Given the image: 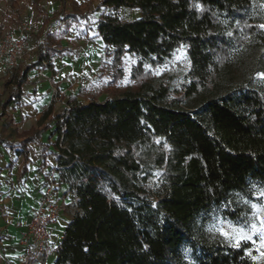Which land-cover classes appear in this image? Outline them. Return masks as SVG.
Returning a JSON list of instances; mask_svg holds the SVG:
<instances>
[{"label":"trees","instance_id":"obj_1","mask_svg":"<svg viewBox=\"0 0 264 264\" xmlns=\"http://www.w3.org/2000/svg\"><path fill=\"white\" fill-rule=\"evenodd\" d=\"M59 1L71 7L56 16L66 27L88 20L77 0ZM261 5L264 0H100L95 32L111 56L112 82L122 76L126 53L136 58L133 82L103 100L68 99L56 114L53 97L36 126L14 129L17 140L0 135V145L22 157L21 176L30 142L41 144L45 158L49 144L40 135L53 120L49 152L74 200L51 264H257L245 242H204L193 263L181 246L192 241L189 224L201 211L264 187V90L246 82L221 92L234 49L255 40L264 46ZM121 8L139 15L122 19ZM42 40L35 60L4 82L0 118L19 103L28 72L50 66L65 50L54 32ZM181 47L188 66L172 88L151 72ZM191 99L193 110L180 106ZM224 212L236 214L231 207Z\"/></svg>","mask_w":264,"mask_h":264},{"label":"rangeland","instance_id":"obj_2","mask_svg":"<svg viewBox=\"0 0 264 264\" xmlns=\"http://www.w3.org/2000/svg\"><path fill=\"white\" fill-rule=\"evenodd\" d=\"M0 0V37L10 35L13 30H20L23 21H35L40 23L37 32H31L28 36L23 57L15 63L8 73H0V99L4 97V82L13 75L20 73L23 67L35 60V53L39 45V38L44 32L55 31L65 41L64 47L67 48L61 57L53 56V61L59 63L60 68L66 74L67 90L70 94H64L65 90L53 88L55 106L59 108L68 99L86 103L91 99L103 100L105 97L115 96L121 89L131 84V71L136 63L134 55L126 53L122 56L120 68L122 76L117 82L113 83V70L110 66L111 56L106 55L104 46L96 40L95 26L101 9H96L100 0H79L81 8L87 13L88 20H79L71 24L66 30L63 22L57 21L55 13L70 10V5L61 6L58 0ZM53 13V14H52ZM118 15L122 19H132L138 17L139 13L135 9L121 8ZM50 17L49 20H44ZM68 36H67V35ZM101 41V40H100ZM231 68L227 73L221 92L233 90L237 85L249 82L251 85L264 90V46L259 41H253L247 46L236 47L230 57ZM73 65V66H72ZM188 62L186 52L183 47L179 48L173 58L164 65L152 70V75H162L170 87H177L182 83L183 74L187 70ZM46 67V66H43ZM73 67V68H71ZM72 95V96H71ZM196 100H189L181 103L180 106L193 110ZM9 110L11 107L8 108ZM8 111V110H7ZM14 123L7 114L0 118V135L16 140ZM264 191L262 186H254L246 192H236L232 194L228 201L213 205L201 211L189 224L192 241L185 242L181 246L183 257L193 263V257L200 251V245L204 242L213 243L220 240L228 245H234V241L225 239L217 230L224 227L230 230L229 225L237 229H243L245 233L251 235V239L241 240L240 243H248L247 253L256 261L257 264H264V257L261 252V237L258 233L251 231L253 222L259 223L257 216L264 217V211L256 212L252 205L264 206V197L259 193ZM73 201L66 202L63 209L67 206L71 208ZM229 207L236 212L234 217H229L224 210ZM69 208V209H70ZM250 253V254H249Z\"/></svg>","mask_w":264,"mask_h":264},{"label":"crops","instance_id":"obj_3","mask_svg":"<svg viewBox=\"0 0 264 264\" xmlns=\"http://www.w3.org/2000/svg\"><path fill=\"white\" fill-rule=\"evenodd\" d=\"M77 1L80 3L79 0ZM11 2L13 1L11 0ZM57 14L59 13H55V16ZM1 15L2 11L0 10ZM49 19L50 17H46L44 20ZM71 24L69 27L65 26L66 30L70 28ZM50 32L56 33L53 30L44 32L43 35ZM16 34L17 30H13L10 35ZM56 34L58 35V33ZM58 36L60 37V47L66 51L67 48L63 43L65 40L60 35ZM96 40L101 42L97 36ZM63 52L56 55L61 57ZM50 63V66H38L28 72L27 80L22 85L19 103L12 104L11 109L7 111L10 120L14 123L13 128L18 132L37 125L43 109L54 96L53 88L57 87L62 91L65 90L64 94H70L67 92L69 85L66 84V74L60 68L59 63L53 61V57ZM64 105L65 103L58 110L54 104L53 114L61 111ZM52 123L53 120H50L51 128L40 135V142L49 144L45 158H41V144L36 141L30 142L28 144L27 171L21 176L19 173L23 165L22 157L0 145V264H20V254L23 249L22 233L26 230V222L31 210L38 204L41 187L45 180L52 179L56 182L62 204L65 205L66 202L70 203V200H74L72 194L67 191L68 186L58 181V173L54 168L55 157L49 152L52 150L51 143L54 141V136H51L54 129ZM69 208L67 206L66 211L63 209L55 223L50 226L48 248L33 264H51L55 260L58 244L64 228L70 220L71 208Z\"/></svg>","mask_w":264,"mask_h":264},{"label":"built area","instance_id":"obj_4","mask_svg":"<svg viewBox=\"0 0 264 264\" xmlns=\"http://www.w3.org/2000/svg\"><path fill=\"white\" fill-rule=\"evenodd\" d=\"M31 22L23 21L19 32L14 36L0 37V73H8L23 57L29 34L37 32L40 28L38 21L34 24ZM39 42H43L42 37L39 38ZM59 198L56 182L52 179L45 180L38 204L31 210L26 222V230L22 233L23 249L20 254V264H33L47 250L50 226L63 211V204Z\"/></svg>","mask_w":264,"mask_h":264},{"label":"snow or ice","instance_id":"obj_5","mask_svg":"<svg viewBox=\"0 0 264 264\" xmlns=\"http://www.w3.org/2000/svg\"><path fill=\"white\" fill-rule=\"evenodd\" d=\"M261 6L264 7V5H261ZM197 7L199 8V5H197ZM261 27L264 28V25H261ZM261 75L262 77H264V74H261ZM259 195L261 197H264V191H261ZM252 207L256 212L264 211V206L258 207L257 205L253 204ZM256 219L259 220V223L257 224L256 222H253L251 224V231L253 233H258L260 235L261 241H262L261 247L264 248V217L257 216ZM228 228L230 230H225L224 227H220L217 230L220 232L221 235L225 237V239L229 241H234L235 243L233 246L235 247L239 246L241 240L251 239V235L245 233L243 229H237L236 227L231 226V225H229ZM260 255L261 257H264V252H261ZM253 259H256V257H253Z\"/></svg>","mask_w":264,"mask_h":264}]
</instances>
